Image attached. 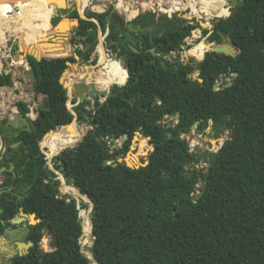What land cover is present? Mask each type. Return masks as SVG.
Instances as JSON below:
<instances>
[{
	"label": "trees",
	"instance_id": "obj_1",
	"mask_svg": "<svg viewBox=\"0 0 264 264\" xmlns=\"http://www.w3.org/2000/svg\"><path fill=\"white\" fill-rule=\"evenodd\" d=\"M236 8L234 16L218 18L208 36L216 44L229 40L238 50L235 56L223 46L202 41L197 46L212 52H206L199 64L191 61L167 68L151 62L150 42L139 53L123 49L120 55L127 58V70L118 60L109 62L108 67H116L123 84L127 80L124 90L118 92L120 84L114 85L115 94L103 102L96 97L85 114L81 108L89 100L74 107L79 124L87 123V117L94 121L99 139L90 127L82 125L81 143L60 140L65 134L77 136L71 130L73 123L65 125L75 116L67 104L68 88L60 81L75 55L68 45L50 47L60 33L52 25L57 24V18L52 20L57 8L39 15L36 12L37 17L44 16L43 23L33 20L30 30L19 36L35 72L33 87L41 95V108L33 131L13 129L12 139L6 141H22L9 159L16 160L15 185L30 186L19 206L36 213L41 222L31 225L28 240L33 246L29 253L16 255L14 264H91L78 245L85 236L78 202L60 192L53 180L57 174L47 166L41 148L47 133L42 143L49 153L62 150L53 156V166L94 202L97 214L95 218L92 215V233L98 240L94 257L99 264H264V0H240ZM228 12L227 7L222 10L225 15ZM86 14L99 24L80 18L74 10L68 17L78 18L80 24L71 42L80 38L86 47L82 61L93 63L91 53L99 39V25L103 33L108 31L106 42L113 48L118 33L108 11ZM175 19L184 26L179 37L183 41L194 26ZM66 21L61 25H67ZM208 32L204 29V35ZM172 46L180 48L177 42ZM166 48L164 45L161 50ZM195 71L199 72L197 78L192 76ZM219 74H235L233 83L216 90ZM10 85L11 74H0V86ZM22 111L28 113L29 106L24 103ZM176 114L177 122H162ZM228 122L235 127L236 137L209 152L210 165L202 176L205 184L199 188L204 192L196 199L191 193L199 182L197 172L182 171L189 154L186 134L196 124L205 132L210 125L221 131ZM0 132H5L4 126ZM137 132L150 137L156 148L149 163L139 168L114 165L130 149ZM219 137L222 139L220 132ZM120 138H124L121 147L111 154L104 139L113 142ZM145 144L140 141L141 152ZM106 159L113 162L105 164ZM11 181L9 174L6 182ZM16 199L10 193L0 195V231L19 212ZM43 228L56 247L53 251L41 249Z\"/></svg>",
	"mask_w": 264,
	"mask_h": 264
},
{
	"label": "rangeland",
	"instance_id": "obj_2",
	"mask_svg": "<svg viewBox=\"0 0 264 264\" xmlns=\"http://www.w3.org/2000/svg\"><path fill=\"white\" fill-rule=\"evenodd\" d=\"M31 1L45 2L44 0H31ZM53 1H56V0H53ZM66 1H67V8L59 10L58 14L54 15L52 17V20L54 18H57V24L59 23L60 20L67 18L69 16L67 12L70 11L71 9L76 10L78 12V14L81 16H84L85 19L88 18L87 14H86L88 12H93V13L97 14V13H103V12L108 11L109 16L112 20H119L121 22L122 21L125 22L126 19L128 17H130L133 12L137 13L138 10L142 11L141 6L142 5L145 6L146 5L145 3L147 2V0H66ZM196 1H198V0H196ZM223 1H224L225 7H227L230 4L226 0H223ZM189 2L193 3V0L192 1L189 0ZM47 3H49V2H47ZM128 4H129V6H128ZM196 4H197L196 6L198 9H200V10L203 9L199 3H196ZM61 7H64V6H61ZM127 7H128V10H127ZM41 11H50V10L43 8L42 10L39 9L36 12L38 14V12H41ZM230 11H231V9L229 10V13H230ZM198 14H200V13H198ZM6 15L7 14L4 12V9L1 8L0 9V17L5 18ZM12 15H13V13H12ZM200 15H202V14H200ZM209 15L210 14H207V12L203 13L202 17L199 18V20L203 24H206L207 20H209L211 23H213L214 20H217L218 18H221V17H226L229 14L225 15V16H215V15L209 16ZM181 16H191L190 9H187L186 11L181 13ZM91 19L99 24L98 20L95 17H92ZM8 20H9V25L11 26V24H12L11 22H13L15 20V16L14 17L10 16V18ZM52 20H51V22H52ZM186 20H187V18H185V21ZM52 25L56 26L53 23H52ZM205 26H207V25H205ZM75 28H73L71 30L69 29L66 32V34H65L66 38H59V37H61V35L57 34L55 36V38L51 41L56 42L58 44H61L62 46L67 45L69 42H71V37L74 36V34H75V32H74ZM98 30H99L98 31L99 39H98V42L96 45V49L91 53V59L94 60L93 63H91V62L85 63L82 61V59H83L82 57H83L84 52L86 51V47L83 46L80 38H77V41L75 43H73L77 47V50H73V49H70V50H71V53H73L76 56V58L73 62L67 64L68 66L64 71L65 72V75H64L65 81L68 82L70 79H72V82L67 84L69 87H72V84L76 80H79L80 78L85 79L87 81L95 82L98 89L111 90V89H113L114 85H117V84H112V85L107 86L106 88H104L105 86L101 87L99 85V81H100L99 77H101V79H102V82H101L102 85H106V83L109 80L108 77L105 75L106 74V72H104L105 70L106 71L111 70L110 74H112L114 76L113 81L119 80V76H118L117 72L115 71L116 67H109L108 68V66H106V64H109V62H111V61L118 60L121 62L122 66L125 68V63L121 59L114 57L113 52H112L113 47H111L110 44H108L107 42L103 41L102 36L104 35V33L102 32L100 25H99ZM6 36H7V42L1 47V50H0V74L10 73L11 78H12V85L0 86V123H1V121H12L15 119L16 113L18 111V104L20 102L23 104L25 103L29 106V108H30V111L28 112L29 116L35 121L39 116V110L41 108V106H40L41 95L38 94L34 90L33 78H31L27 74V70L30 68V65L28 64V62L26 60V54H22V55L18 56V52L22 51L20 42L24 41V39L21 36H16L12 32L11 29H6ZM101 44H102L104 50L106 49L105 54L102 55V58L100 57L99 52H98V46ZM195 47H199V46L196 45V46L192 47L191 49L187 48L184 50L182 56H183V58H185V60L189 59L190 61H194L195 59L198 58L197 55H196V57H197L196 58L195 56H192V54H191V51L196 49ZM108 49H109V51H108ZM27 55H29V54H27ZM20 57L23 58V62H19L21 59ZM107 58H108V60H107ZM39 61H40V59H39ZM89 67H90V69H89ZM90 70H92V71H90ZM88 71H89V73H88ZM82 74H83V76H82L83 78L81 77ZM192 76L196 78L198 76L197 71H195L192 74ZM68 95H69V99H68L67 104L75 116L73 123L76 122L77 124H79L78 123V114L74 108L75 106L78 105L79 102L77 99H76L77 100L76 102L73 101V99L70 96V95H72L71 91H70V94H68ZM96 97L98 98L99 102L104 100V97H102L99 92L96 95H93L91 98H86L83 100V101H85V100L90 101V103H85L81 108V111L84 114L86 113L87 110L92 109ZM136 105H138V103H136ZM87 118H88V122L82 123V124H87L91 128V130L93 131L94 136H95V127L92 123L94 121H91V119L89 117H87ZM173 120L167 119V120H165V122L171 123V122H173ZM62 127L58 128L57 130H60ZM72 127H73V124H72ZM219 129L221 131H219L218 129H213L212 125H210L205 130V132H201L197 128H194L193 130L195 132L192 131V137H190V135H187V138H189V140H190L189 143H194L193 152L199 153L200 155H202V154L207 155L208 151H217L219 149V147L221 146L220 142L223 143L224 141H226L227 136L230 135V131H231L229 128H225V127H222ZM5 130H6V132H4V133L9 134V132H11L10 129L8 131H7V129H5ZM54 131H56V130H54ZM219 132L222 134V139H221V137H219ZM4 133L0 132V146L2 145V141H4V138H3ZM135 136H138V132L136 133ZM135 136L132 140V144H131L130 149L127 151V153L124 156H126L128 153L132 152V154H138V158L142 163H146V162L150 161V159L152 157L151 155L154 154L153 152L156 151V148L149 142L148 137H145L142 134L139 135L137 138ZM45 137L41 141V148H42L43 152L46 154L47 166L51 170L56 172L57 176L54 177L53 180H55L58 183V187H59L60 192L62 194H67L70 196H72V194L75 195L73 197L77 199L78 208L80 209V212H81V213H79V216H80V220L83 223V230H84L85 226L87 224L88 218H90L92 220V215L95 218V216L97 214V210L94 208V204L91 205L88 200L87 201H80L77 198L79 196L77 195V193L75 191L72 190L76 186L73 183L67 182L65 176L63 175V173L60 169H56L53 166V164H52V167H50V163H52L53 156H55L58 153H55L53 155H49V147L43 145V143H42L44 141ZM75 138L77 139V137H75ZM96 139L99 141L98 137H96ZM104 140L106 141V147L109 149L110 153L112 154L113 152H116L121 147L124 138H120L119 140H116L113 142L110 139H104ZM141 140L146 141L145 147H144L142 152L140 151L141 147L139 146V143ZM218 141H220V142H218ZM2 150H3V148H2ZM63 150H67V149H63ZM60 151H62V150H60ZM207 165L208 164H205L204 166H207ZM2 177H3V175H0V180L2 179ZM64 183L67 184V186L65 185V189L67 192L65 191V189L63 187ZM200 186H201V183H199V187ZM76 188L78 189V187H76ZM68 191L70 193H68ZM83 205H86V207L84 209L82 208ZM85 212H87V213H85ZM86 219H87V221H86ZM93 227H94V224H93ZM93 240H94V235L92 233V229L88 233L85 232L84 240L82 243L85 246V250L87 252H89L90 254L93 251L92 250L93 243H94ZM46 244H48L49 247L52 246L49 243H46ZM78 245L81 248L82 245L80 243H78ZM91 264H93L92 260H91Z\"/></svg>",
	"mask_w": 264,
	"mask_h": 264
},
{
	"label": "water",
	"instance_id": "obj_3",
	"mask_svg": "<svg viewBox=\"0 0 264 264\" xmlns=\"http://www.w3.org/2000/svg\"><path fill=\"white\" fill-rule=\"evenodd\" d=\"M46 1L49 2L50 4L54 3L57 6V11L58 12L61 9H66L67 8V1L66 0H61V2H57V1H53V0H46ZM226 1L229 2V3H232V9L230 11L229 16H234L236 11H238V8H236V6L240 3V0H226ZM60 5H63L64 7H61ZM156 17L157 16H155L154 13L149 11L147 13L142 14L139 18L143 19L144 20L143 22L145 24H150L153 20H155ZM80 18L85 19L84 16H81V15H80ZM86 19L90 20V18H86ZM64 20H67L66 21L67 25L66 24L61 25ZM215 22H216V20H214L213 23H211L212 27H214ZM79 24H80V20L78 18L67 17V18H64V19L60 20L59 23L56 26L59 29L58 31L60 32L59 34L61 35V38H66V35H65L66 34V29L69 28L71 30V29H73L75 27H78ZM157 25H160L162 27H170L172 30H176L174 25L171 24V23H158ZM130 26H131V24L129 25V27ZM125 33H126V37L120 41V45H122V46H126L127 45V41H131L132 42L130 31L126 30ZM55 44H56V42H52L50 47L51 46L54 47ZM209 44H213L214 47L215 46L216 47L223 46V48L225 50H227V52L231 53V56H235L236 55V51H238L235 47L232 46L231 42L229 40H227L226 38H224V40L221 43H219V44H216L214 41H209ZM67 45L70 46L71 49L77 50V47L72 42H69ZM130 46L135 52H139V50L135 47V45L130 44ZM55 48H56V46L54 47V49ZM22 54H25V53H23V51H19L18 52V56H20ZM26 56H27V54H26ZM34 56L38 60L40 59L39 56H36V55H34ZM115 56H117V53L115 54ZM204 58H205V56L202 59H195L193 61V63L194 64H199ZM67 64H69V63H67ZM27 74L31 78H33V80H36L35 72H34V70L32 68H29L27 70ZM64 75H65V72L61 76L60 81L64 84L65 87L68 88V90L71 91L72 97H77V99L79 101H83L86 98H91L93 95H96L98 92L100 93V95H103V96H106V97L115 94L113 92H109V90H106V89H98L95 82L86 81L84 79H81V80H78V81L74 82L72 84V87H69L67 85V82L65 81ZM197 75H199V72H197ZM128 77H129V74L127 72V78ZM233 79L230 81V83L226 84L225 87L230 86L233 83ZM199 80L202 81L201 78ZM126 81L122 85H118L117 84L120 87L118 92H122L124 90ZM136 103H138V102H136ZM134 108L136 109V104L134 105ZM22 110H23V103L20 102L18 104V111L16 113L15 119L12 120V121H6V129L7 130H9V129L10 130L11 129H17V130L33 131L35 121L29 116V113H24ZM41 116H43V115H41ZM174 116L176 118H178L177 114L174 115ZM74 119H75V117H74ZM74 119H73V121H74ZM73 121H71L70 123H67L65 125L71 124V123H73ZM2 123H4V121H2ZM196 123L198 124L199 122H196ZM65 125H63V126H65ZM196 125L194 126V128L196 127ZM225 127L229 128L231 130V134L228 136V139H235V137H236V129H235V127L232 126L229 122L226 124ZM52 131H54V130H51L50 132H52ZM139 135H141L140 132H138V136ZM187 135H190V137H192V132L186 134V136ZM138 136H135V137L137 138ZM82 138H83V134L81 136V140H82ZM148 139H150V137H148ZM81 140H80V143H81ZM18 144H19V142H16V143H14L12 145V147H16ZM132 156H133L132 152L128 153L126 156L118 158L116 160V162L114 163V165L123 163V164H125V165H127V166H129L131 168H139L141 166H146L149 163V161L146 162V163H142L140 160H138L137 156L135 158V161H136L135 162L134 160H132ZM104 162H105V164H110L113 161H109L108 159H106ZM9 165H10L9 167H7L5 165L0 166V174L3 173L4 171L10 172L12 174V185H14L15 184V180L18 177V175L16 173V165H15L14 162H10ZM39 174H40V172L38 171V176H39ZM78 190L80 191L79 188H78ZM203 192H204V188L201 191H199V193L196 195V199L200 198L201 195L203 194ZM26 195L27 194H25L24 196H19L18 195V197L16 199V204L18 206H19V203H20V199L24 198ZM84 195L88 196L87 194H84ZM72 196H75V195L72 194ZM91 201L94 204L92 199H91ZM85 207H86V205L82 206L83 209ZM1 211H2V209H0V212ZM78 212L80 213V209L79 208H78ZM176 216H178V215H176ZM39 222H41V218H38L36 213H27V212H25L23 210V208L21 206H19V212L9 221L8 224H5V227L3 228V230L0 231V264H14L13 260H14V257L16 255L22 256V255H25V254L29 253L30 247L33 246V241L28 240V235L31 232V225H35V224H37ZM81 223H82V221H81ZM82 226H83V223H82ZM43 232L45 234H44L42 242L40 244L41 245V249L43 251L44 250L45 251H53V250H55L56 247H54V246L49 247L48 244L45 243V241L48 242V240H49V234L47 232V229L43 228ZM93 242H94L93 243V247H92L93 251L91 252V254L85 250V246H81V248H80V250L90 260H92V257H94V251L98 247V240H97V238L95 236H94Z\"/></svg>",
	"mask_w": 264,
	"mask_h": 264
},
{
	"label": "flooded vegetation",
	"instance_id": "obj_4",
	"mask_svg": "<svg viewBox=\"0 0 264 264\" xmlns=\"http://www.w3.org/2000/svg\"><path fill=\"white\" fill-rule=\"evenodd\" d=\"M229 5L231 6V9H232V3H230ZM73 11L74 10H72V9L70 11H68L67 12L68 15L72 14ZM142 14H144V13H139L136 15L137 17H134L132 19L127 18L125 22H123V21L121 22L119 20H113L117 26L115 29L116 33H118L117 34L118 40L115 43V48H113V51H112L114 57L121 59L126 64L127 58L124 57L123 55H120V53H122L123 49L134 51L130 46V44H133L139 50V52H142L149 45V42H150V45H151L150 51L153 55L151 58V62H153V63L157 64L160 62L163 66H166L167 68H169V67L174 68V67L178 66L179 63L187 64V63L191 62L189 59L185 60V58H183V56H182V54L185 50L184 47H185L186 43H185L184 39H185L186 35L184 36L183 41L179 40L180 34L184 30V26L182 23H179L177 19H175V17H178V16H175L172 18H166L164 16H160V17H156L155 20H153L150 24H145L143 22L144 20L139 18ZM178 18H180V17H178ZM180 19L182 21L185 20L184 18H180ZM158 23H171L174 25L176 30H172L170 27H162L160 25H157ZM185 23L187 24V21H185ZM130 24H131V26L129 27ZM212 29H211L210 34L212 33ZM126 30L130 31L131 40L133 43L131 41H127V45L122 46V45H120V41L126 37V33H125ZM176 42L179 44L180 48H175L174 46H172L173 43L175 44ZM164 45H166L167 48L163 52L161 50V48ZM198 49L199 48L194 49L193 51L196 52ZM108 51H109V49H108ZM139 52H136V53H139ZM116 53H117V56H115ZM192 63H193V61H192ZM109 92H113V89L109 90ZM101 96L104 97V100L106 99V96H103V95H101ZM103 101H100V102H103ZM1 126H4V128H5L6 127V121H4V123H2V121H1L0 127ZM34 127H35V123H34ZM193 129H194V127H193ZM12 130L13 129L10 130L11 132H9V134L8 133L3 134L4 141H2V145L0 146V166L5 165V166L9 167L10 162L15 163L16 160L10 161L9 159L14 155V153H16V151L18 150V147L22 144V141H20V140L15 141L14 143L19 142V144L16 147L10 148L11 150H9V145H13V143H8V141H6V140L12 139V135H13ZM5 132H6V130H5ZM228 136H227V139H228ZM189 141H190L189 138H187L188 145L190 144ZM218 142H220V141H218ZM220 144L222 145L223 143L220 142ZM2 148H3V150H2ZM209 152L210 151H208L207 155H203V154L200 155L199 153H194L193 150H190V148H189V154L186 155L187 159L185 160L184 166L182 168V171L184 174H190L191 175L195 171L197 172V177H198L199 182L196 184V188H198V189L203 187V185L205 184L204 180H202V176H204L206 174L208 167L210 165L208 162ZM205 164H208V165L204 166ZM9 174H11V173L6 172V171H4L3 173L0 174V175H3L2 179L0 180V195L10 193V194H12V196H16V198L18 197V195L24 196L26 194V191L29 189L30 186H28V185L16 186L15 184L12 185V181L10 183H7L6 180L9 176ZM199 183H201L200 187H199ZM194 190L192 191L191 195H193ZM23 192H24V194H23ZM196 195H193V196H195V198H196ZM181 202H182V200H181ZM172 209H173V211H175L177 209V205L175 204Z\"/></svg>",
	"mask_w": 264,
	"mask_h": 264
},
{
	"label": "bare ground",
	"instance_id": "obj_5",
	"mask_svg": "<svg viewBox=\"0 0 264 264\" xmlns=\"http://www.w3.org/2000/svg\"><path fill=\"white\" fill-rule=\"evenodd\" d=\"M44 1L45 2H34V1H31V0H0V9L3 8L4 12L7 14L5 18L0 17V50H1V47L7 42L6 29H11L12 32L16 36H19V34L27 32V31L30 30V24H31V22L33 20L37 19V22L39 24L43 23L44 16L40 15V16L37 17L36 13H35L36 11H38L39 9L42 10L43 8H46L47 10H51L52 8H56L57 7L54 3L49 4V3H47L46 0H44ZM56 1L57 2H61V0H56ZM196 3H199L200 6L203 8L202 10L207 12V14L215 15V16H225V14L222 13V10H224L226 7H225L224 3L222 1H220V0H198V1H195V2L193 1V3H191V6H192L193 10L199 13L200 9H198L196 7ZM60 6H63V5H60ZM12 13H13V15H12ZM135 13L136 12H133L132 15H134ZM10 16H13V17L15 16V20L13 22H11L12 23L11 26L9 25V20H8L10 18ZM195 48L196 49L197 48H202L203 52H202V50H198L197 53H192L193 52V50H192L191 54L192 55H197L198 58L203 57L204 52H205V48H203L201 46L195 47ZM98 51L100 53V57L102 58V55L105 54V50H104L102 44L98 46ZM75 58H76V56H75ZM107 60H108V58H107ZM19 62H23V58H21ZM106 66H108V64H106ZM89 69H90V67H89ZM115 71L117 72V74L119 76V80L115 84L122 85L123 82H122L121 77L119 75V71L116 70V69H115ZM110 76L112 77L113 75L110 74ZM99 80H101V77H99ZM71 81H72V79H70L67 82V84L71 83ZM97 103H98V101H97ZM82 125H85L86 127H89L87 124L79 125L76 122L73 123V127L71 126V130L76 133L77 139L75 137H73L71 134H65L63 137L60 138V140L64 139V142H71V141H75L76 142V141L80 140L81 139L80 137L82 136V133H81L79 127H81ZM49 155H52V154L49 153ZM136 156L138 157V154H133L132 160L135 161ZM138 160H139V158H138ZM65 185L67 186V184L64 183V185H63L64 189H65ZM72 190L77 193V195L79 196L77 198L80 201H87L88 200L90 202V204L93 205L91 200L87 196L82 194L76 187L74 189H72ZM65 191H66V189H65ZM68 193H70V192L68 191ZM80 195L83 198L87 199V200H84V199L80 198ZM85 213H87V212H85ZM86 221H87V219H86ZM92 228H93L92 220L90 218H88V221H87V224H86V228L84 229V232L88 233V232L91 231ZM81 245L84 246L83 243ZM92 261H93V264H99L95 257H92Z\"/></svg>",
	"mask_w": 264,
	"mask_h": 264
},
{
	"label": "built area",
	"instance_id": "obj_6",
	"mask_svg": "<svg viewBox=\"0 0 264 264\" xmlns=\"http://www.w3.org/2000/svg\"><path fill=\"white\" fill-rule=\"evenodd\" d=\"M193 1L195 2L196 0H193ZM145 4H146L145 6H143V5L141 6L142 11L138 10L136 14H134L128 18L132 19L134 17H137L136 15L139 13H146L149 11L154 13L157 17L164 16L166 18H172V17L178 16V17L184 18V19L187 18V20H186L187 24L193 25L194 28L191 30V32L188 35H186V37L184 39V41L186 43L184 48L185 49L186 48L191 49L192 47L196 46L197 44H199L202 41H206L209 43L208 36L211 32V29L213 28L211 25V22L209 20H207L206 24H203L199 20V18L202 17V15H200V14H203L206 12L203 10H200V12H199L200 14H198V12L194 11L193 8L191 7V5H190L191 3L189 2V0H147V2ZM128 6H129V4H128ZM187 9H190L191 16H181V13H183ZM227 9L229 11L231 9V6L228 5ZM127 10H128V7H127ZM228 14H230V13L228 12ZM228 16H226V17H228ZM205 25H207V26H205ZM204 29H209V32L205 35H204ZM107 34H108V31H106L104 33V35L102 36V39L104 42H106ZM105 51H106V49H105ZM206 52H211V50H206ZM206 52H204L203 57L205 56ZM192 56L196 57V55H192ZM202 58H200V59H202ZM234 76H235V74H230V75L219 74L215 80L214 88L216 90H218L220 88L225 87L226 84L230 83V81L234 78ZM167 119H174L175 122H177V118L175 116H166L162 122L164 123L165 120H167ZM193 132H195V131L193 130ZM117 140H119V139H117ZM193 147H194V143H190L189 144L190 150H193ZM52 164H53V162L50 163V167H52ZM198 193H199V189L196 188L193 192V195H196Z\"/></svg>",
	"mask_w": 264,
	"mask_h": 264
},
{
	"label": "crops",
	"instance_id": "obj_7",
	"mask_svg": "<svg viewBox=\"0 0 264 264\" xmlns=\"http://www.w3.org/2000/svg\"><path fill=\"white\" fill-rule=\"evenodd\" d=\"M108 68H109V67H108ZM110 71H111V70H109V71H106V70H105V71H104V72H106L105 75H106V76L108 77V79H109L108 82L106 83V85H102V84H101L102 79H101L100 81L98 80V81H99V85H100L101 87L105 86L104 88H106L107 86L112 85V84H115V83L117 82V81H113L114 76H112V77L110 76ZM80 79H81V78H80ZM80 79H79V80H80ZM84 80H85V79H84ZM76 81H78V80H76ZM76 81H75V82H76ZM86 81H87V80H86ZM68 92H69L68 94H70V90H69ZM70 96H71L72 99H77V97H72V95H70ZM77 100H78V99H77ZM78 102H79V100H78ZM45 243H49L50 245H52V238H51L50 235H49V240H48V242H45ZM48 246H49V245H48ZM50 247H52V246H50Z\"/></svg>",
	"mask_w": 264,
	"mask_h": 264
}]
</instances>
